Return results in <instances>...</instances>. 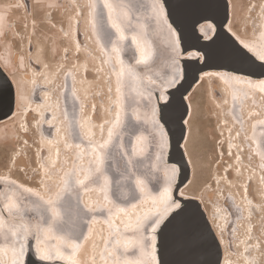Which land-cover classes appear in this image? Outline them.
I'll return each instance as SVG.
<instances>
[{
	"label": "bare ground",
	"instance_id": "6f19581e",
	"mask_svg": "<svg viewBox=\"0 0 264 264\" xmlns=\"http://www.w3.org/2000/svg\"><path fill=\"white\" fill-rule=\"evenodd\" d=\"M16 1L18 4L15 3ZM253 1L254 4L252 9L256 8L257 12L258 9H260L259 15L264 17V13L261 12V5H264V0H260L258 3L256 0ZM15 2H13L10 7H8L6 6L7 4L4 2V0H0V16L3 17V29L8 11L12 14V16H14L13 22L17 31L19 26H23L25 29L27 28V33L25 34L19 33L18 31V36H20V39L22 40V46H24L22 47V50H28L31 54L30 58L32 62L40 67L39 70H36L32 66L29 67V70L27 69V73L31 76V79H29V83L31 85L30 88H33L31 93H33L34 98L39 101L35 102L29 98L31 103L29 104L28 102V106L23 113L20 112L19 105L21 104V100L18 99V89L16 86L17 81L10 69V62L13 64L14 51H12L10 47V51H12V53H10V57L1 51V42L2 39H4V36L0 35V63L12 78L16 90V107L14 111L16 115H12L10 118L0 122V143H17L16 148L11 151V156L9 159L10 173L6 174L0 171V177H3L9 181L15 180L17 183L23 184L26 187L39 188V185L44 178L45 171L47 170L52 173V162L56 161L57 168L63 150L65 149V151H68L69 149V147H66V145L71 146L72 144L65 135L66 128L64 127V109L61 107V102L57 99L58 97L55 96L53 91L55 85L58 83L60 72L69 70L68 72H72L73 75L72 87L76 90V95L79 99L77 100L76 97L73 96V92H71L72 96L68 97L69 109L71 110H69L71 114L69 117L71 122L75 124V121L77 120L76 115L77 112H79L81 116L83 115V117H80L79 120H81L84 125L83 129H80L75 124V127L78 130L77 136L82 139L86 138L90 142H92L95 137L98 136L99 132L97 129L100 128L99 126L101 122H98V127H96L94 116L92 115V118H90V109L94 102L92 99H90V96L86 97V95L91 94L90 92L92 90L89 89L91 87L93 71V65L91 61L95 58L96 62L98 59H96L97 56L95 57L96 53L99 54V50H104H102L103 47L99 43L97 52L95 49V53L92 51V44H94V48L96 45L90 27L86 26V12H84V14L81 16H77V7L76 4L73 3V0L72 3L74 10H72V12L69 14L66 12L67 17L65 18L66 20H64V22H58V19H55L53 15L54 9H39L38 4L40 3H38V0H31V8H28L25 0H15ZM229 2L230 21L228 23V29H231V32L235 33V36L240 41L248 43L255 52H264V41L262 43H256L252 38L242 35L240 29L236 26L233 20L234 15L232 0H229ZM106 17L107 14L105 15V18ZM36 26L39 29L45 31L48 29L56 30L57 34L59 33L61 38L69 43L71 48L67 47V45L62 46L60 52L62 57L59 63L57 62L56 66H52V61L49 56L50 53L43 51L40 43H35L32 47V41L34 39L33 34L35 35V29H38ZM65 33H67V35H65ZM113 39H115V36H113ZM97 40L98 38L96 37V43ZM77 43L80 45L79 51L76 49ZM65 49H67V51H65ZM70 51L72 52L75 60L71 63L67 61ZM147 52L148 46L145 44L143 46V54L147 55ZM138 55L140 58V53H138ZM114 57L116 75L121 65L116 62L115 53ZM99 62V64H101V68L104 69L103 61L100 60ZM5 63H7V66H5ZM74 63L75 69L73 68ZM45 65H47V67H45ZM215 72L217 71H209L206 73ZM115 78L117 80V75ZM257 81L259 80L252 81L253 85H255ZM246 89L248 91H246ZM121 90L119 93L117 92L119 95V100L117 102L116 111L119 105L122 108L123 114L124 110L122 105ZM242 94L253 98V103L248 100H245V102L238 101V98L242 97ZM254 94H257L258 98H255ZM200 98H202L203 101L205 99L203 110L205 109L206 113L210 114L217 120V126L214 128L213 133L214 137L210 140L206 139L203 135L201 136L200 133L197 134V132H195V128L191 127V120L196 109L197 100L199 99L198 101H200ZM187 101L189 104V116L185 120L188 121V123L186 124L187 132L183 143V148L190 163V179L187 185H185L180 190V195L186 197H195L203 204V207L207 211L212 225L221 241L223 248V259L221 264H225L226 251L224 231L227 226L228 216L227 211H224L221 208L222 201L225 197V190H228L233 195L234 203L243 210L244 221H248L249 227L245 226L243 223L239 224L241 229L244 231L242 234V245L240 247V250L242 249L241 252H243V248H249V244L252 243L250 221H252L254 213L264 210V180H262V173H264V169L262 170L261 168V164L264 163V161H262L261 156L258 154L264 153V124L260 123L261 121H264V93H260L255 88L249 89L247 84H237L227 77L220 79L219 77L215 76H204L203 73L198 83L187 96ZM73 103H75V107ZM81 103H83L84 106ZM79 106L80 109L81 107L83 108V112H81L80 109L78 110ZM31 115L35 117L31 119ZM134 117L137 116L135 115ZM15 119L17 120V123H15ZM234 121L236 122L234 123ZM12 122L14 123L12 124ZM140 122L143 123L142 120H140ZM22 124L27 127V131H23L21 129ZM237 124L241 126L238 127ZM253 125H255V127H253ZM8 127L14 128L8 130ZM103 128L106 130L108 127ZM32 129L35 132V138L38 143L34 147L35 152L30 150V147L33 145L30 143L28 138ZM238 132L239 135H237ZM104 137L106 138L107 135H104ZM25 141H27V143H25ZM209 142L210 144H213L212 155L215 156V159L220 157V161L216 164L214 169L211 163L207 168L208 175L209 171H213L212 184L210 186L213 187L215 185L217 187V192L214 194L216 202H214L209 197L206 198V201H209L210 204L206 203L203 191L199 192L198 190L204 186V183L200 184L197 181V177L201 171H203L201 168V170H199V166L202 163L203 158L197 159V156L201 152V147ZM245 143L247 144V148L245 147ZM138 145L137 148L139 150L141 147H138ZM29 150L31 153H29ZM57 150H59V156H57ZM0 151H4L1 146ZM237 156L240 157L239 160H237ZM226 159L227 161L225 162ZM26 161L27 163L31 164L30 169L26 168ZM86 164L87 161L83 162L84 166ZM256 165H258L259 168ZM219 169H221V171ZM35 171L38 173L37 177L34 176ZM21 172L25 174L24 178L21 177ZM0 180L4 182V180ZM195 185L197 187L199 185L200 186L198 189H196ZM97 187L98 186L92 185L89 188L96 189ZM245 187H247V199H244ZM163 188L164 187H159L158 192L162 191ZM203 190L207 191V195L209 192H214V188L207 190V187H204ZM158 192L157 194L152 195L147 192V187L144 185V192L141 194V198L138 201L136 200L131 203L137 205V207L133 209L131 208V205L128 207L114 205L115 203L110 199V197V202L104 201L103 194L98 191L84 193L81 190V195L83 196L84 202L98 208H103L101 213L103 219L98 217L96 212L87 213V220L93 221L94 219V222L82 225V233L83 235H89V239L82 243L80 247L82 250H77L76 252V258L80 261V264H93V261H95V264H104L103 261L97 256V245L99 246L98 242H101L100 237L102 234H106V232L108 237L112 236L108 239H113V237L115 238L117 235H119L120 239L124 242L123 246L121 244H113V246L116 245V247L115 249L111 250L113 251V255H111L110 260H106L107 264H116L117 258H119L120 264H124L125 260L136 259H139L141 264H151V261L146 262L142 258H137L135 256V248H130L127 252L124 251L126 241L132 240L131 238H134L131 236V232H133V230L127 228L126 225L132 224L134 226L137 218L143 217L145 215L151 216L155 212L164 213L163 206L154 205L152 202V198L159 195ZM2 199L6 202L5 196H2ZM248 201H251V203ZM119 208H124L126 212H119ZM1 209L3 211V208ZM3 214L8 215V213L4 211ZM89 214L92 215L88 217ZM62 224L66 223L62 222ZM89 228H91L90 234ZM74 233L80 236L81 227L78 228ZM83 235L81 236V241H83ZM71 237H73V235ZM111 241L108 240V247L111 246ZM51 243L55 244L56 242L52 241ZM91 248L93 253H90ZM61 250L64 252L66 257L72 253L71 248L62 247ZM248 250L249 249L245 251L244 257H247L248 261L250 262L251 258L247 255ZM85 253L88 254L86 259L84 258Z\"/></svg>",
	"mask_w": 264,
	"mask_h": 264
},
{
	"label": "water",
	"instance_id": "95a60500",
	"mask_svg": "<svg viewBox=\"0 0 264 264\" xmlns=\"http://www.w3.org/2000/svg\"><path fill=\"white\" fill-rule=\"evenodd\" d=\"M121 2L126 5L124 11L127 12V18H122L120 22L128 39L123 43L120 58L125 66H132L135 72V78L127 72L123 78L122 116L126 123L136 127L134 131L130 127L120 131L124 136L125 150L129 153H131V142L137 135L144 137L146 147L143 156L134 159L133 166H130V171L127 173H125V162L119 156H116L114 161H106L107 165H110L108 171L111 181L116 179L115 186L112 187L111 184L108 195L114 205L128 207L142 196L132 183L137 176L145 182L147 192L154 195L159 191V187L166 186L165 172L168 171V175L173 177L172 198L181 203L183 211L175 209L166 213L164 222L155 233L144 232L143 235L148 237L147 240L142 241L144 254H141L139 247L133 245L132 248L136 249L135 256L146 262H152L154 253L155 264H216L217 261L221 264L222 244L207 211L199 199L182 196L180 190L190 179V163L183 148L187 132L184 121L189 116L187 96L203 73L209 71L228 73L233 67L238 66L233 58L225 55L229 40L240 42L228 29L230 2L229 0H158L159 4L164 5L163 17H158L153 10V0H121ZM106 21L107 17L105 25ZM208 24H212V29L207 27ZM132 33L142 35L147 41L148 59L144 63H136L139 55L136 47L131 43ZM97 38L103 48L107 45V51H111V44L103 39L102 34ZM173 60H175L174 64ZM174 76L177 83L170 86ZM248 79L256 81L264 79V76L253 75ZM5 81L11 85V91L5 90L0 93V122L10 118L16 106L14 82L0 63V85ZM162 93L163 98H161ZM161 108L163 112L160 111ZM134 114L140 119L137 120ZM153 121L165 125L163 148L160 146L159 136L155 135ZM137 159L141 161L139 164L136 163ZM173 165L176 168L174 176L170 171ZM92 185L98 186L89 183L88 187ZM13 191L23 197L16 199L21 208L25 209L24 222L35 223V213L27 210L29 200L34 198L29 197L13 184H5L0 180V193H4L3 196L12 195ZM133 195L135 199H132ZM3 204L0 196V215L5 223L7 225L19 223V216L14 219L3 214L1 209ZM101 213L102 211H97L96 215ZM83 215L84 213L81 212V217ZM90 215L92 214L88 217ZM81 236L73 239L80 242ZM131 236L136 240L140 234L133 231ZM153 238L154 249L150 247ZM30 239L35 245V239ZM28 259L35 260V257L31 256ZM36 264H70V262L63 259L37 261Z\"/></svg>",
	"mask_w": 264,
	"mask_h": 264
},
{
	"label": "snow or ice",
	"instance_id": "6c2138e0",
	"mask_svg": "<svg viewBox=\"0 0 264 264\" xmlns=\"http://www.w3.org/2000/svg\"><path fill=\"white\" fill-rule=\"evenodd\" d=\"M73 3L76 4L77 7V16H81L86 12V26L90 27L92 35L99 36L102 34L103 38L111 44V52L116 54V62L121 65L119 72L116 73V90L119 93L126 72L128 75L135 78V72L132 66H125L120 58L123 43L128 39L120 22L122 18H127V12L124 11L126 5H124L121 0H83L82 4L77 3V0H73ZM141 7H144V5H141ZM152 8L157 13L158 17H163V4H159L158 0H153ZM105 12L107 14L106 25ZM261 12L264 13V5H261ZM2 21L3 17L0 16V35H3ZM207 27L212 29V24H208ZM108 29H111V31ZM229 31H231V29H229ZM65 35H67V33H65ZM233 35H235V33H233ZM113 36H115V39H113ZM99 43L100 41L98 39L97 44ZM131 43L136 47L137 52L140 53V58L137 59L136 63L141 64L146 62L148 56L143 54V46L147 41H145L142 36L134 33L131 36ZM226 48L227 51L225 55L233 58L238 66L233 67L232 71L228 73H204V76H215L220 79L227 77L237 84H247L249 89L255 88L260 93H264V79L257 81L255 85L248 79V77L253 75L264 76V52H255L248 43L243 41L237 43L236 41L229 40ZM76 49L77 51L80 50L79 43L76 44ZM102 50L107 51V45H105ZM65 51H67V49H65ZM257 61H259V63H257ZM105 62L107 63V61ZM174 63L175 60H173V64ZM5 66H7V63H5ZM21 66H23L22 58ZM45 67H47V65H45ZM175 83H177V81L174 76L170 86ZM16 86L18 89V99H23L20 85L17 84ZM5 90L11 91V85H9L7 81H5L3 85H0V93ZM109 91H111V89H109ZM72 94L77 100L79 99L75 89H73ZM161 98H163V93L161 94ZM165 107H167V105H165ZM80 111L83 112L82 107ZM153 111L155 112V109ZM160 111L163 112V108H161ZM15 115L14 113L13 116ZM66 116L67 114H65V117ZM136 119L139 120V117H136ZM161 119H163L162 116ZM106 123H109L107 137L105 138L102 135L98 142H90L91 159L87 169L76 164H73L70 168H59L57 169V173L62 174H58L56 178L53 177L50 171L46 170L39 188L26 187L23 184L17 183L15 180L9 181L0 177V179L4 180L5 184L11 183L15 185L17 189L27 193L29 197L34 198L29 200L27 210L34 212L36 217L35 223L24 222L23 214L25 209L21 208L20 203L13 198L18 197L19 199H23V197L16 191H13L12 195L6 196V202L3 204V211L7 212L9 216H12L14 219L19 216L20 222L7 225L2 215H0V241H2V243H0V264H36L37 261L47 262L63 259H67L70 264H80V261L76 258V252L81 247L82 243L89 239V235H83L82 225L94 222V219L93 221H89L86 216L81 217V212L87 214L103 211L102 207L98 208L84 202L83 196L80 194L81 190L84 193L98 191L103 194L104 201L110 202L108 193L111 189L112 181L108 171L110 165H106V161H114L116 156H119L121 160L125 162V173H127L130 171V166H133L134 159L141 157L143 154V150H138L137 148L138 143L144 139L143 136L139 135L135 136V139L131 142V153L125 150L124 136L120 130L125 127H130L134 131L136 126L126 123L125 118L122 116V108L119 105L114 120ZM184 123L187 124L188 121H184ZM260 123L264 124V121ZM75 124L80 129L84 127L79 119L75 121ZM103 127L104 126L101 125L102 132ZM153 127L155 135L159 136L160 146L163 148V139L166 135L163 131L165 125L160 124L159 121H153ZM253 127H255V125H253ZM21 129L27 131V127L23 124L21 125ZM237 135H239V132ZM25 143H27V141H25ZM66 147L70 146L66 145ZM75 147L80 148V145L76 144ZM258 154L261 156L262 161H264V153ZM57 156H59V150H57ZM157 159H159V156H157ZM239 159L240 157L237 156V160ZM140 162V160H136L137 164ZM51 167L56 168V161L52 162ZM152 167L155 169V165ZM261 168L264 169V163L261 164ZM170 171L174 176L176 172L175 165L172 166ZM165 177L167 181L166 186L159 192L157 197L152 198L153 204L163 206L164 213L173 212L175 209L183 211L181 203L178 200H174L171 195L173 177L168 175V171L165 172ZM262 180H264V173H262ZM89 183L97 184L98 187L96 189L89 188ZM132 183H134L135 189L143 194L144 181L137 176ZM3 195L4 193H0V196ZM132 199H135L134 195ZM244 199H247V187H245ZM73 200L75 204H73ZM248 202L251 203V201ZM136 207V204H131V208L135 209ZM65 210L72 211L74 216V228L78 224L80 225V234L83 235V241L76 242L73 237L63 234V229L60 227V224L63 220ZM118 211L126 212L124 208H119ZM164 213L155 212L151 216L145 215L137 218L134 226L132 224L126 225L127 228L139 233L140 237L134 241H126L124 251L127 252L135 245L141 249V254L143 255L144 245L142 241L148 239L143 233H155L166 218ZM175 215H179V213H175ZM90 233L91 228H89V234ZM30 238L35 239V245L31 243ZM52 241L56 243L53 244L51 243ZM104 244L107 249V239L104 240ZM118 244L119 240L116 242V245ZM116 245L113 246V249H115ZM62 247L71 248L72 253L66 257L61 250ZM150 247L153 249L155 248L154 238ZM255 247L258 248L260 245L257 244ZM245 250L247 251V249ZM108 255H113V251H109ZM152 255L153 260L151 264H155L154 253ZM31 256H34L35 260L30 261L28 258ZM93 264H95V261H93ZM116 264H120L119 258H117ZM124 264H141V262L139 259L125 260ZM216 264H219V261H217ZM244 264H250L247 257H244Z\"/></svg>",
	"mask_w": 264,
	"mask_h": 264
},
{
	"label": "rangeland",
	"instance_id": "374dc122",
	"mask_svg": "<svg viewBox=\"0 0 264 264\" xmlns=\"http://www.w3.org/2000/svg\"><path fill=\"white\" fill-rule=\"evenodd\" d=\"M260 0H256L258 3ZM4 2L7 4L6 6L10 7L15 0H4ZM28 6L31 7V0H27ZM18 4V2H15ZM38 8L41 10H47V9H54L53 15L55 19H58L59 21L66 20L65 18L67 17L66 12L69 14L74 10V6L72 3V0H38ZM77 3L82 4L83 0H77ZM233 4V20L236 26L240 29L242 35L248 36L252 38L256 43H262L264 41V17L259 15V10L258 12L256 11V8L252 9L254 1L253 0H232ZM51 5V6H49ZM83 11V9H82ZM13 17L12 14L8 11L6 14V20L4 24V29H3V36L4 39H2V49L1 51L4 54H7L10 57V53L14 51L13 54V64L10 62V69L13 72L15 79L17 81V84L20 85V90H22L23 93V99L21 100V104L19 105V110L20 112H24L25 109L29 104L31 103L29 101H39L34 98L33 93V88H30V83L29 79H31V76L27 73V69L29 70V67L32 66L36 70H39L40 67L36 64H34L31 61V54L29 53L28 50L24 51L22 50V40L20 39V36H18L19 33H27V28L25 27H18V31L16 29V26L13 22ZM41 19V18H39ZM259 19V20H258ZM40 21V20H38ZM38 26V25H37ZM36 26V28H38ZM103 36V35H102ZM96 37L94 36V42L96 47L94 48V44H92V51L95 53L97 52L98 49V44L96 43ZM33 41H32V47L34 46L35 43H40L43 51L50 53V59L52 61V66H56L57 62L59 63L61 59V48L62 46L67 45V47L71 48L69 46V43L61 38L59 33L57 34L56 30H42V29H35V35L33 34ZM28 40V39H27ZM26 40V41H27ZM108 42V41H107ZM10 47L12 51H10ZM57 49V51H56ZM95 49V51H94ZM104 49V48H103ZM97 56V57H96ZM96 62L95 58L92 59L91 63L93 65V71H92V81H91V87L89 89L91 90V94L86 95V97L90 96V99L93 100L92 107L90 109L91 114L90 118H92V115L94 116V120L96 122V127H98V122L100 124V128L98 130V136L95 137V139L92 141V143L98 142L103 135H107V129L104 130L103 132L101 131V125H105L104 127H109V123L106 122H111L115 118V113H116V106L117 102L119 100V95L117 93V80L115 78V71H116V65L114 63L115 57L114 53L111 51H100L99 54L96 53ZM21 58L23 59V66H21ZM103 61L104 63V69L101 68V64H99L100 60ZM67 61L69 63L74 62V56L72 52L68 54V59ZM98 61V62H97ZM107 61V63L105 62ZM113 63V64H112ZM73 68L75 69V63L73 64ZM69 71V70H68ZM60 72L59 74V79L58 83L55 85L54 88V94L57 99L60 100L61 102V107L64 109V114H67L65 117V135L66 137L71 141V146L69 147L68 151L65 149L62 152L61 159L58 162V167L53 168V177L56 178L58 174L62 173H57V169L59 168H70L73 166V164L79 165L84 169L88 168L89 161L91 159V143L88 141L86 138H79L77 136L78 130L75 127V124L71 122L69 115V104H68V97H71L73 92V75L72 72ZM69 73V74H68ZM76 74V73H75ZM70 80V81H69ZM33 81V80H32ZM32 83V82H31ZM68 84V85H67ZM70 85V86H69ZM39 88V87H38ZM30 89V90H29ZM40 89V88H39ZM111 89V91H109ZM29 90V91H28ZM201 91V90H200ZM246 91H248L246 89ZM29 92V93H28ZM70 92V93H69ZM67 93V94H66ZM255 98H258L257 94H254ZM197 96V95H195ZM254 97V96H253ZM251 99V100H250ZM199 100V99H198ZM197 100L196 104V109L193 113V118L191 120V127H216L217 126V120L213 118L210 114L205 112V109L203 110V105L205 103L200 98V101ZM245 100L250 101L253 103V98L247 97L242 94V97L238 98V101L240 102H245ZM72 103V102H71ZM74 107H75V103ZM83 106L84 104L81 103ZM16 107V106H15ZM80 109V106L78 107V110ZM71 111V110H70ZM262 113V112H261ZM35 116L31 115V119H33ZM81 116L79 112H77L76 118L79 119ZM236 121H234L235 123ZM14 122H12L13 124ZM15 123H17V120L15 119ZM11 124V125H12ZM238 127L241 125L237 124ZM14 127H8L9 129H12ZM101 131V132H100ZM141 136V135H139ZM29 141L33 145L30 147V150L35 152V146L38 144L37 140L35 138V132L32 129L31 132L29 133ZM76 138V139H75ZM79 144L80 148H76L75 145ZM1 148L4 151H0V171L2 173H10V164H9V159L11 156V151L16 148V145L13 143H0ZM143 146V147H142ZM138 147H141L142 150L144 151L146 147V141L143 139ZM245 147L247 148V144L245 143ZM139 148V149H141ZM144 148V149H143ZM29 150V153L31 151ZM144 154V152H143ZM142 154V156H143ZM141 156V157H142ZM87 161V164L84 166L83 162ZM21 164V163H18ZM107 165V162H106ZM258 168L259 166L256 165ZM26 168L30 169L31 164L27 163L26 161ZM13 170V169H12ZM11 170V171H12ZM34 170V169H31ZM263 170V169H262ZM12 173V172H11ZM21 177L24 178L25 174L23 172L20 173ZM38 173L35 171L34 176L37 177ZM116 179H112V187L115 186ZM114 184V185H113ZM144 185L146 186L145 182ZM147 187V186H146ZM14 200H17L16 197H13ZM210 198V197H209ZM225 199V197H224ZM3 200V199H2ZM213 200V199H212ZM74 201V200H73ZM214 202H216L215 196H214ZM18 202V200H17ZM3 203L5 201L3 200ZM19 203V202H18ZM75 204V201L73 202ZM63 207V206H62ZM224 211H227V216H228V222L226 229L224 231V238H225V251H226V261L225 264H244V253L245 249H249L247 255L250 256V264H264V210L254 213L252 217V221H250V230H251V238H252V243L249 244V248H243V252H241L240 247L242 245V234H243V229L240 227V223H243L245 226H248V221H244V218L242 216V213L239 209L236 208H229L227 205H222L221 207ZM228 208V209H226ZM65 214L63 215V220L62 222L66 224H60V227H64L63 232L65 235L67 233L68 236H72L73 238L78 237L76 233H74L78 228H80V225H77L74 228L73 225V220L74 216L71 210H65ZM68 213V215H67ZM83 213V212H82ZM9 215V214H8ZM85 216L87 214H84ZM83 215V216H84ZM67 219H66V217ZM84 216V217H85ZM98 217L102 218L101 215H97ZM65 217V218H64ZM66 220V221H64ZM70 220V221H69ZM69 227H68V226ZM72 225V226H70ZM66 227V228H65ZM249 227V226H248ZM254 229V230H253ZM71 230V232H70ZM75 230V231H74ZM69 231V232H68ZM74 231V232H73ZM63 233V234H64ZM58 234V233H57ZM61 234V233H59ZM112 237V236H109ZM108 234H102L100 237L101 242H98L99 246L97 245V256L100 260L103 261V263H106V260H110L111 256L108 255V252L113 250V244H116L117 240H119V244L123 246L124 242L123 240L120 239V236L117 235L115 238L113 237L108 239ZM112 240L111 241V246H107V249L105 248L104 240ZM133 241L135 240L134 238H131ZM253 244V246H252ZM257 244L260 245V247H255ZM252 246V247H251ZM81 251L82 249H78ZM92 252V248L91 251ZM87 253L84 254V258H87ZM130 259V258H128Z\"/></svg>",
	"mask_w": 264,
	"mask_h": 264
},
{
	"label": "flooded vegetation",
	"instance_id": "af4514ba",
	"mask_svg": "<svg viewBox=\"0 0 264 264\" xmlns=\"http://www.w3.org/2000/svg\"><path fill=\"white\" fill-rule=\"evenodd\" d=\"M25 1H26V4L28 5L27 0H25ZM31 4H32V2H31ZM28 8H31V7L28 6ZM194 128H195V132H197V134L200 133L201 136L203 135L208 140H210L214 137L213 133H214L215 127H194ZM13 144L16 145L17 143H13ZM207 144H205L201 147V152L197 156V159L203 158V161L199 166V170L202 169L203 171H201V173L197 177V181L200 184L204 183V186L202 188L198 189V187L200 185L198 187L195 185L196 189H198L199 192L203 191V195L205 196V201H206V198H208V197H210L211 199L214 200V194H215V192H217V190H216L217 187L215 185L213 187L210 186L212 184V178H213L212 173H213V171L212 170L209 171V175H208L207 168L209 167V165L211 163L213 166V169H214L216 164L220 161V157L218 159H215V156L212 155L213 144L212 143L210 144V142ZM226 161H227V159L225 160V162ZM219 170L221 171V169H219ZM204 187H207V190L214 188V192H209V194L207 195V191L203 190ZM206 203L210 204L209 201H206ZM222 205H225V206L227 205V207H229L231 209H233V208L239 209L242 213V216H243V210L238 205H236L234 203V197L228 190H225V199L222 201ZM226 209H228V208H226Z\"/></svg>",
	"mask_w": 264,
	"mask_h": 264
}]
</instances>
